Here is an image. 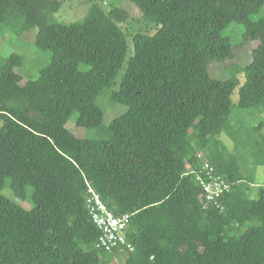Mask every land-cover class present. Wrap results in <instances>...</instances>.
Here are the masks:
<instances>
[{
    "label": "trees",
    "instance_id": "obj_1",
    "mask_svg": "<svg viewBox=\"0 0 264 264\" xmlns=\"http://www.w3.org/2000/svg\"><path fill=\"white\" fill-rule=\"evenodd\" d=\"M128 1L156 31L132 37L114 89L129 50L125 10L93 4L81 22L52 24L60 1L0 0V29L36 30L34 46L49 54L24 85L23 58H0V264H264V186L251 196L239 159L218 139L236 88L239 109L264 107V17L252 19L264 0ZM232 24L244 28L241 42L258 43L245 67L231 64ZM213 63L231 78H212ZM103 92L126 109L107 126ZM74 117L108 138L76 137L66 127ZM199 152L230 185L222 211L205 201ZM7 187L32 209L5 196ZM89 188L129 217L131 251L96 248Z\"/></svg>",
    "mask_w": 264,
    "mask_h": 264
},
{
    "label": "rangeland",
    "instance_id": "obj_2",
    "mask_svg": "<svg viewBox=\"0 0 264 264\" xmlns=\"http://www.w3.org/2000/svg\"><path fill=\"white\" fill-rule=\"evenodd\" d=\"M62 6L60 10L51 16L50 23L73 24L81 22L88 14L93 4L100 5L103 10L108 13L111 5H117L125 10L130 20L126 24H120V28L128 35L129 50L120 69L114 84V89L119 88V84L127 67L129 58L133 55L134 49L132 45V37L137 32L150 33L153 35L156 28L153 25L146 24L142 20L141 11L128 0H57ZM264 17V8L252 17L253 20ZM244 28L242 26L232 24L225 35L231 38L232 44H237L234 48L235 59L231 64H237L245 67L252 62V55L257 42H241V35ZM37 31L23 32L20 35L13 29H0V58L7 59L12 54L20 55L24 62L17 72L22 77L21 85L27 81L35 80L39 71L49 64V54L41 52L34 46ZM209 73L216 80H228L231 78L230 73L226 70V65L213 63L209 66ZM239 84L244 83L243 75L237 77ZM239 87L234 91L232 99V112L228 129L219 137V141L225 146L227 155L239 159L238 166L244 176V183L249 186L252 197L258 196V190L264 186V107H258L249 110H241L238 108ZM98 104L105 109V123L107 126L115 118L125 113L126 109L120 105H112L109 101L107 93L103 92ZM75 117L71 118L66 127L75 134L76 137L84 139L86 137L94 139H106L109 136L107 130H95L87 132L84 128H77L74 123ZM260 127V128H259ZM259 128V129H258ZM203 154L204 153H198ZM197 155V158H198ZM224 160L230 163L231 159L224 156ZM3 194L13 199L17 204L25 209H32L33 203L28 197L25 201L14 198L10 189L7 187ZM246 225L244 228H247ZM114 264H122V260H114Z\"/></svg>",
    "mask_w": 264,
    "mask_h": 264
},
{
    "label": "built area",
    "instance_id": "obj_3",
    "mask_svg": "<svg viewBox=\"0 0 264 264\" xmlns=\"http://www.w3.org/2000/svg\"><path fill=\"white\" fill-rule=\"evenodd\" d=\"M198 159L201 165L197 176L201 177L199 182L205 201L222 211L224 209L222 198L225 193L230 192V185L225 178L215 172V169L210 166L202 154L198 155ZM86 206L91 220L100 231V237L96 245L97 249H102L109 253L119 248H126L128 251L132 250L126 237L129 224L128 216H114L92 188L88 190Z\"/></svg>",
    "mask_w": 264,
    "mask_h": 264
}]
</instances>
